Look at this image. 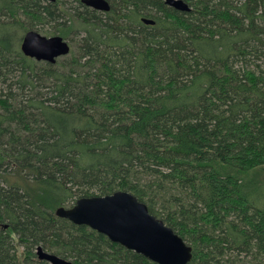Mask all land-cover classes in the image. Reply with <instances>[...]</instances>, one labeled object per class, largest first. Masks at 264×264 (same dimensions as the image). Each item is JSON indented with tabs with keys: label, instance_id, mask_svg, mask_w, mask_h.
I'll use <instances>...</instances> for the list:
<instances>
[{
	"label": "trees",
	"instance_id": "16d2710c",
	"mask_svg": "<svg viewBox=\"0 0 264 264\" xmlns=\"http://www.w3.org/2000/svg\"><path fill=\"white\" fill-rule=\"evenodd\" d=\"M183 1L0 0V264H49L40 246L155 264L56 215L117 191L192 248L189 264H264V0ZM49 24L71 46L54 65L21 50Z\"/></svg>",
	"mask_w": 264,
	"mask_h": 264
},
{
	"label": "water",
	"instance_id": "95a60500",
	"mask_svg": "<svg viewBox=\"0 0 264 264\" xmlns=\"http://www.w3.org/2000/svg\"><path fill=\"white\" fill-rule=\"evenodd\" d=\"M47 1L54 3L56 0ZM164 2L180 12L191 10L183 0ZM82 3L99 12L111 9L108 0H82ZM143 22L155 24L152 19L143 18ZM21 50L31 59L54 65L58 59L70 55L71 46L60 36L46 37L31 30L24 35ZM56 215L75 225L87 226L155 264H189L193 258L192 248L173 229L153 216L145 203L127 191L81 198L71 208H58ZM37 255L39 260L49 264H73L41 246L37 248Z\"/></svg>",
	"mask_w": 264,
	"mask_h": 264
},
{
	"label": "rangeland",
	"instance_id": "374dc122",
	"mask_svg": "<svg viewBox=\"0 0 264 264\" xmlns=\"http://www.w3.org/2000/svg\"><path fill=\"white\" fill-rule=\"evenodd\" d=\"M54 25L49 24V25H39V27H36L34 30H37L41 35L46 36V37H51L52 35L50 33L54 32ZM69 42V40H67ZM69 56V55H68ZM66 56V57H68ZM66 57H62L58 59V61H63L66 59ZM259 177H261L262 181H264V172L261 174L259 173Z\"/></svg>",
	"mask_w": 264,
	"mask_h": 264
}]
</instances>
